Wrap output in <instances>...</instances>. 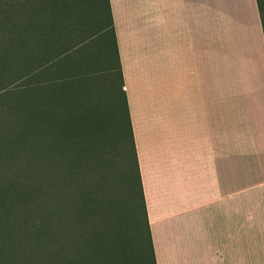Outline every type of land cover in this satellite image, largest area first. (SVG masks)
I'll return each instance as SVG.
<instances>
[{
	"label": "crops",
	"instance_id": "obj_1",
	"mask_svg": "<svg viewBox=\"0 0 264 264\" xmlns=\"http://www.w3.org/2000/svg\"><path fill=\"white\" fill-rule=\"evenodd\" d=\"M156 264H264L257 0H109Z\"/></svg>",
	"mask_w": 264,
	"mask_h": 264
},
{
	"label": "trees",
	"instance_id": "obj_2",
	"mask_svg": "<svg viewBox=\"0 0 264 264\" xmlns=\"http://www.w3.org/2000/svg\"><path fill=\"white\" fill-rule=\"evenodd\" d=\"M97 2L0 0V264H156L110 4L102 25Z\"/></svg>",
	"mask_w": 264,
	"mask_h": 264
},
{
	"label": "rangeland",
	"instance_id": "obj_3",
	"mask_svg": "<svg viewBox=\"0 0 264 264\" xmlns=\"http://www.w3.org/2000/svg\"><path fill=\"white\" fill-rule=\"evenodd\" d=\"M98 4V6L100 7V16H99V20H98V23L99 24H101L102 23V25L103 24H105L106 23V20H107V14H106V8H105V4H104V2H103V0H98V2H97ZM103 36H104V38H106V40L108 41V43H110L111 42V37H110V33H109V31H106L104 34H103ZM111 44V43H110ZM101 92L102 91H99V92H97V95H100L101 94ZM104 108H107V105H105L104 104V107L102 106V101L100 100V102L98 103V105L96 106V109L97 110H95L98 114H99V116L97 117V122L94 124V125H100L101 124V122H102V118H101V112H102V110L104 109ZM94 127V126H93ZM100 129H101V127L99 126V127H95V130H96V132H99L100 131ZM119 146V145H118ZM118 149L119 150H122V148H121V146L120 147H118ZM122 153V151H119V155ZM118 176L119 177H123L124 178V176H127V165H125L124 163H123V161H120V159L118 158ZM121 175V176H120ZM126 188V187H125ZM127 196H128V199H124V202H126V204L128 203L129 205H130V203H129V200H130V195H129V193H127Z\"/></svg>",
	"mask_w": 264,
	"mask_h": 264
}]
</instances>
